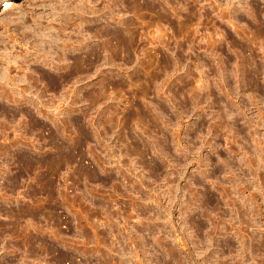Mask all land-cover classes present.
Returning <instances> with one entry per match:
<instances>
[{
	"label": "rangeland",
	"instance_id": "obj_1",
	"mask_svg": "<svg viewBox=\"0 0 264 264\" xmlns=\"http://www.w3.org/2000/svg\"><path fill=\"white\" fill-rule=\"evenodd\" d=\"M0 264H264V0H4Z\"/></svg>",
	"mask_w": 264,
	"mask_h": 264
},
{
	"label": "bare ground",
	"instance_id": "obj_2",
	"mask_svg": "<svg viewBox=\"0 0 264 264\" xmlns=\"http://www.w3.org/2000/svg\"><path fill=\"white\" fill-rule=\"evenodd\" d=\"M80 1V0H79ZM112 1V0H111ZM121 1V0H120ZM3 2H4V0H0V6L3 4ZM114 2H115V0H114ZM84 3V2H83ZM85 3H86V1H85ZM105 5H107L106 3H105ZM62 6H63V4H62ZM67 6V5H66ZM83 6V5H82ZM112 6V5H111ZM64 7V6H63ZM150 7V6H149ZM149 7H147L148 9H149ZM65 8V10H67L69 7L67 6V7H64ZM64 8H62V9H64ZM73 8H75V7H73ZM84 8V7H83ZM82 8V9H83ZM98 8V7H97ZM111 8V7H110ZM93 9V8H92ZM153 8L151 7L149 10H152ZM68 10H70V8L68 9ZM80 10V9H79ZM91 10V9H90ZM110 10V9H109ZM75 11V10H74ZM103 11V10H102ZM106 11V10H105ZM89 12V11H88ZM101 12V11H100ZM121 12V11H120ZM76 13V12H75ZM117 13V12H116ZM93 15V14H92ZM70 16V15H69ZM119 16V15H118ZM83 21V20H82ZM68 23V22H67ZM65 24V23H64ZM62 25V24H61ZM64 28V27H63ZM59 29V28H58ZM61 29V28H60ZM70 33V32H69ZM51 35V34H50ZM61 35V34H60ZM74 35V34H73ZM87 37V36H86ZM120 43V42H119ZM61 44V43H60ZM68 44V43H67ZM7 68V67H6ZM27 76V75H26ZM73 77V76H72ZM29 83V82H28ZM27 85V84H26ZM25 86V85H24ZM25 88H26V86H25ZM28 88V87H27ZM26 91H28L27 89H25ZM25 90H23V91H25ZM38 92V91H37ZM29 93V92H28ZM41 101V100H40ZM42 105H43V103L42 102H40ZM40 104V105H41ZM40 107V106H39Z\"/></svg>",
	"mask_w": 264,
	"mask_h": 264
}]
</instances>
